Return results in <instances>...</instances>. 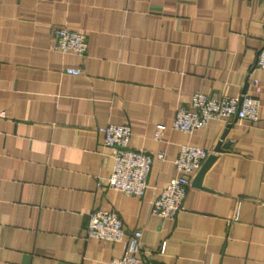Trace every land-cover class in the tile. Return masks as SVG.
<instances>
[{
    "label": "crops",
    "instance_id": "crops-1",
    "mask_svg": "<svg viewBox=\"0 0 264 264\" xmlns=\"http://www.w3.org/2000/svg\"><path fill=\"white\" fill-rule=\"evenodd\" d=\"M62 26L85 33L84 55L52 49ZM263 37L264 0H0V264H110L126 239L88 235L98 209L127 235L141 230L144 264H264ZM246 82L256 122L170 127L194 92L240 96ZM109 123L131 126V148L164 151L142 196L98 183L113 164L99 131ZM185 143L217 157L177 216L162 218L152 201Z\"/></svg>",
    "mask_w": 264,
    "mask_h": 264
},
{
    "label": "built area",
    "instance_id": "built-area-1",
    "mask_svg": "<svg viewBox=\"0 0 264 264\" xmlns=\"http://www.w3.org/2000/svg\"><path fill=\"white\" fill-rule=\"evenodd\" d=\"M52 49L68 54L84 55L88 42L84 32L67 26L56 27L52 31ZM255 67L264 70V37L257 50ZM64 70L73 75L81 73V68L65 67ZM256 92L261 90L257 78H252ZM260 101L247 93L240 96H211L202 92L191 95L187 107H179L175 111L171 128L187 133L207 125L213 118H235L256 122L258 120ZM165 124L155 126L154 139L159 140ZM103 134V145L112 150L113 164L106 178L98 183L125 194L142 196L148 187V176L155 158L163 159L164 151L156 154L129 146L132 134L129 124L109 123L99 128ZM209 150L192 144H182L174 159L177 172L166 183L159 195L152 201L151 213L162 218H175L183 208L184 198L191 178L199 170ZM237 213H235V217ZM87 233L90 236L122 241L126 239V248L122 256L114 257L110 264H144L141 250V230H133L126 234L119 215L111 210H93L88 214ZM163 248V246H162Z\"/></svg>",
    "mask_w": 264,
    "mask_h": 264
},
{
    "label": "water",
    "instance_id": "water-1",
    "mask_svg": "<svg viewBox=\"0 0 264 264\" xmlns=\"http://www.w3.org/2000/svg\"><path fill=\"white\" fill-rule=\"evenodd\" d=\"M248 87V83L246 82L242 92L245 93ZM237 119V117H235ZM229 127V124L226 126V128L223 130L222 134L220 135V139L218 140L216 146L214 147L215 152H221L223 150L222 148V142L225 139V136L227 134V129ZM215 154H209L208 157L205 159L199 170L197 171L195 177L193 178L191 185L195 187H201L202 186V180L205 172L209 168V166L213 163V161L216 159Z\"/></svg>",
    "mask_w": 264,
    "mask_h": 264
}]
</instances>
